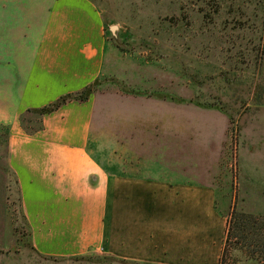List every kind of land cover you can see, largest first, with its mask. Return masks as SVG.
Here are the masks:
<instances>
[{
	"label": "crops",
	"instance_id": "1",
	"mask_svg": "<svg viewBox=\"0 0 264 264\" xmlns=\"http://www.w3.org/2000/svg\"><path fill=\"white\" fill-rule=\"evenodd\" d=\"M3 3L16 11L14 31L0 38V175L19 193L35 250L220 264L231 218L219 199L230 114L161 93L160 76L124 68L95 0H0L2 30ZM111 79L126 87L110 93L124 107L99 105ZM97 80L88 100L31 114L40 128L25 130L28 110Z\"/></svg>",
	"mask_w": 264,
	"mask_h": 264
},
{
	"label": "rangeland",
	"instance_id": "2",
	"mask_svg": "<svg viewBox=\"0 0 264 264\" xmlns=\"http://www.w3.org/2000/svg\"><path fill=\"white\" fill-rule=\"evenodd\" d=\"M95 1L104 11L111 41L122 52L124 68L136 66L145 78L160 76L161 93L193 97L232 117L234 139L231 135L220 180L227 195L219 199L240 221L233 222L236 237L228 242L223 264H264V0ZM3 6L8 25L0 29V38L14 31L9 18L11 9L16 11V5ZM5 45L0 39V50ZM109 82L101 87L105 98L99 105L124 107L127 99L110 93L126 87L117 79ZM0 264L123 263L95 252L74 257L39 254L19 193L2 174Z\"/></svg>",
	"mask_w": 264,
	"mask_h": 264
},
{
	"label": "trees",
	"instance_id": "3",
	"mask_svg": "<svg viewBox=\"0 0 264 264\" xmlns=\"http://www.w3.org/2000/svg\"><path fill=\"white\" fill-rule=\"evenodd\" d=\"M99 84H100V82L97 80L94 83L90 84L89 86L85 87L83 90L75 92V93H69V94L63 95L62 97H60L59 99H57L56 101L52 102L51 104H49L47 106L28 110L27 113L23 114V116L21 117V120H22V123H23L25 130L28 133L32 134V133L36 132L37 129L40 128V126H38V124H37V121H35L33 119L34 114L43 117L46 114H49V113L59 109L64 104L71 102L73 100L86 101L89 99L90 95L96 90V88ZM199 104L206 106V107H216L214 105H205L202 103H199ZM31 114L33 115L32 116L33 118L31 117ZM231 120L233 121L232 117H231ZM233 216L235 217V221L233 219ZM245 218L248 219L250 222L256 221V219L253 215H245ZM238 220L240 221V217L238 216V214L234 215L233 213H231V218L229 219L228 236H227L226 245H225V249L223 251V255L221 257L220 264L224 263L225 255H226L228 248H229L228 242L231 241L233 237H236V233H235L236 225H235V223L238 224V222H239ZM233 222H235V223L233 224ZM110 257H112V256H110ZM112 258L119 260L123 264H151V263H141V262L129 261V260L120 259L117 257H112Z\"/></svg>",
	"mask_w": 264,
	"mask_h": 264
},
{
	"label": "built area",
	"instance_id": "4",
	"mask_svg": "<svg viewBox=\"0 0 264 264\" xmlns=\"http://www.w3.org/2000/svg\"><path fill=\"white\" fill-rule=\"evenodd\" d=\"M231 135H232L231 137H232V140H233V139H234V134H233V132L231 133ZM232 140H231V141H232ZM232 143H233V142H232ZM232 143H231V144H232Z\"/></svg>",
	"mask_w": 264,
	"mask_h": 264
}]
</instances>
